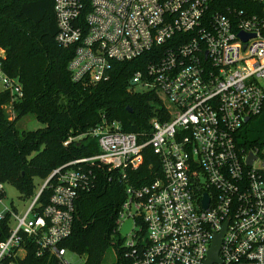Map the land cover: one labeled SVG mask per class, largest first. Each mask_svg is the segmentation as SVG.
Listing matches in <instances>:
<instances>
[{
	"label": "built area",
	"instance_id": "built-area-1",
	"mask_svg": "<svg viewBox=\"0 0 264 264\" xmlns=\"http://www.w3.org/2000/svg\"><path fill=\"white\" fill-rule=\"evenodd\" d=\"M239 1L53 0L55 39L72 48V80L107 79L114 60L146 55L131 84L154 91L167 113L151 117L142 140L104 117L85 132L98 150L53 168L24 213H11L16 223L0 240V264L22 257L25 242L73 264L67 253L75 252L60 241L92 164L117 171L125 184L118 232L127 218L130 226L121 233L120 264H264V0ZM0 91L23 95L18 77L1 67ZM253 132L262 135L258 143L249 140ZM147 145L159 169L133 179Z\"/></svg>",
	"mask_w": 264,
	"mask_h": 264
},
{
	"label": "trees",
	"instance_id": "trees-1",
	"mask_svg": "<svg viewBox=\"0 0 264 264\" xmlns=\"http://www.w3.org/2000/svg\"><path fill=\"white\" fill-rule=\"evenodd\" d=\"M243 4V1H239ZM57 30L53 0H0V67L18 77L23 95L12 99L8 91H0V182L13 184L22 198L36 193V179H43L58 165L98 150L97 140L84 135L106 118L116 120L122 130L136 132L145 139L151 130L153 116H165L163 101L152 90H137L131 84L135 70L142 69L147 56L114 60L107 79L95 83L74 81L68 69L72 48L55 39ZM5 105H11L10 118ZM130 106L131 109H128ZM32 114L42 124L19 129L17 120ZM263 126L261 127V129ZM81 137L63 144L69 136ZM261 133L249 139L258 143ZM89 188L79 189L71 232L60 244L84 256L81 264H101L106 248L112 244L115 261L120 264L122 238L117 236V215L125 198L124 181L117 171L90 165ZM159 169V158L147 145L137 175L152 176ZM4 190L0 189V198ZM50 188L38 197L37 209L47 202ZM9 210L0 217V240L10 229ZM116 237V238H115ZM115 238V240H114ZM114 240V241H112ZM22 257L6 258L3 264H59L47 251L36 253L35 244L26 243Z\"/></svg>",
	"mask_w": 264,
	"mask_h": 264
},
{
	"label": "rangeland",
	"instance_id": "rangeland-1",
	"mask_svg": "<svg viewBox=\"0 0 264 264\" xmlns=\"http://www.w3.org/2000/svg\"><path fill=\"white\" fill-rule=\"evenodd\" d=\"M134 85H135L136 89H141V88L145 87L140 82H136V83H134ZM4 108L7 112V115L10 118H13L15 113L11 109V105H5ZM41 124L42 123L39 120H37L34 115L29 114V113L21 116L16 122V126L19 129L36 128V127L40 126ZM80 137H81L80 135L77 136L78 139ZM42 182H43L42 179H36L35 189L38 190L39 187L41 186ZM1 183L3 185L4 192L0 198V213L4 214L5 211L9 210V211H11V213H16L18 215L23 214L25 209L27 208V205L29 204L30 200L33 197L31 199L30 198H22L19 196V192L13 184L7 183V182H1ZM15 223H16V219L12 218V220L10 221L11 226H14ZM121 235H122L121 233H118V234H116V237L121 236ZM115 238H114V240H115ZM114 240H112V241H114ZM67 256L70 258V260L72 261L73 264H81L84 260V256L79 255L77 253L69 252V253H67ZM115 258H116V255H115L114 246L112 244H110L105 250L101 264H111L112 262L115 261Z\"/></svg>",
	"mask_w": 264,
	"mask_h": 264
},
{
	"label": "water",
	"instance_id": "water-1",
	"mask_svg": "<svg viewBox=\"0 0 264 264\" xmlns=\"http://www.w3.org/2000/svg\"><path fill=\"white\" fill-rule=\"evenodd\" d=\"M127 108L131 109L130 106H127ZM206 203H207V197L205 195L204 204H206ZM129 226H130V218H127L123 222L122 226L120 227V232L122 234H125L127 232L128 228H129ZM220 238H221V235L217 234V236H216V238H215V240L213 242V245H212V247H211V249L209 251V261L217 258V249H218V246H219Z\"/></svg>",
	"mask_w": 264,
	"mask_h": 264
}]
</instances>
